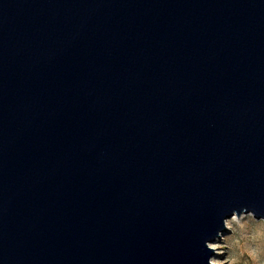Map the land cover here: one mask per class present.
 I'll return each mask as SVG.
<instances>
[{
	"label": "water",
	"instance_id": "water-1",
	"mask_svg": "<svg viewBox=\"0 0 264 264\" xmlns=\"http://www.w3.org/2000/svg\"><path fill=\"white\" fill-rule=\"evenodd\" d=\"M264 216V0H0V264H207Z\"/></svg>",
	"mask_w": 264,
	"mask_h": 264
},
{
	"label": "clouds",
	"instance_id": "clouds-1",
	"mask_svg": "<svg viewBox=\"0 0 264 264\" xmlns=\"http://www.w3.org/2000/svg\"><path fill=\"white\" fill-rule=\"evenodd\" d=\"M222 228L204 247L212 253L207 264H264V216L257 218L246 205L221 216Z\"/></svg>",
	"mask_w": 264,
	"mask_h": 264
},
{
	"label": "rangeland",
	"instance_id": "rangeland-1",
	"mask_svg": "<svg viewBox=\"0 0 264 264\" xmlns=\"http://www.w3.org/2000/svg\"><path fill=\"white\" fill-rule=\"evenodd\" d=\"M212 255V254H211Z\"/></svg>",
	"mask_w": 264,
	"mask_h": 264
}]
</instances>
